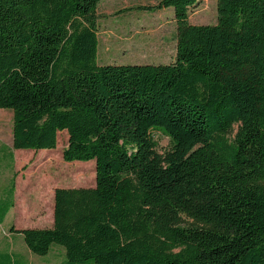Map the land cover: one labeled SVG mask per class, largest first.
Here are the masks:
<instances>
[{"label":"trees","instance_id":"obj_1","mask_svg":"<svg viewBox=\"0 0 264 264\" xmlns=\"http://www.w3.org/2000/svg\"><path fill=\"white\" fill-rule=\"evenodd\" d=\"M99 1L0 0L12 149L65 131L63 161L95 165L93 187L54 191L51 229L11 231L65 264H264V0H216L215 25L188 22L199 0L142 8L173 9L174 62L157 65L97 64ZM154 127L181 134L164 156ZM181 137L199 146L174 162Z\"/></svg>","mask_w":264,"mask_h":264},{"label":"rangeland","instance_id":"obj_2","mask_svg":"<svg viewBox=\"0 0 264 264\" xmlns=\"http://www.w3.org/2000/svg\"><path fill=\"white\" fill-rule=\"evenodd\" d=\"M160 0H100L97 5V64L98 65H145L170 64L174 62L176 53L177 30L173 19V9H151ZM217 21L216 0H199L190 8L188 22L191 25H215ZM12 111L0 109V159L18 156V163L13 166L17 171L29 173L51 174L59 179L61 186L89 187L95 182L94 161L67 163L62 159V151L67 145V133L58 135L57 146L53 150L40 153L30 150L21 152L12 149ZM238 126L232 129L233 138ZM151 138L156 143V152L165 155L172 151L173 133L160 127L150 130ZM183 149L180 156L174 160L186 158L199 144L183 137ZM30 152V153H29ZM20 153V154H19ZM7 167L0 164V175ZM6 192L0 189L1 199ZM1 214V209H0ZM187 223L191 221L184 218ZM5 227H0V264H13V257L20 264H65V250L59 245H52L49 254L39 256L26 248L24 241L7 239ZM12 245L13 254L8 249ZM22 246V249L19 248ZM59 252L61 256H56Z\"/></svg>","mask_w":264,"mask_h":264},{"label":"crops","instance_id":"obj_3","mask_svg":"<svg viewBox=\"0 0 264 264\" xmlns=\"http://www.w3.org/2000/svg\"><path fill=\"white\" fill-rule=\"evenodd\" d=\"M16 151L21 152L24 150ZM47 151L49 150L34 152L51 153ZM17 158L18 156L0 159V164L2 163L7 167L0 175V189L6 192L4 198L1 199L3 213L1 212L0 214V227H5L8 240H16L17 243H21L20 241L23 240V236L15 231L51 229L53 227L54 191L56 189L80 188L81 186H61L58 177L53 178L51 174L17 171L16 168H13L18 163ZM93 186L94 184L89 187ZM12 228L15 231H11ZM19 248L22 249V246ZM51 250L52 246L48 254ZM8 252L11 255L13 254L12 245L8 249ZM55 255L61 256L59 252H56ZM12 261L13 264L21 263L19 259L14 257Z\"/></svg>","mask_w":264,"mask_h":264}]
</instances>
